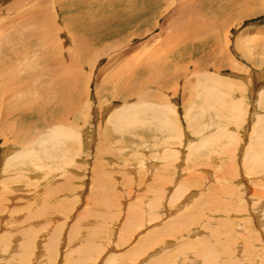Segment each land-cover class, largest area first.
I'll use <instances>...</instances> for the list:
<instances>
[{
	"label": "rangeland",
	"instance_id": "rangeland-1",
	"mask_svg": "<svg viewBox=\"0 0 264 264\" xmlns=\"http://www.w3.org/2000/svg\"><path fill=\"white\" fill-rule=\"evenodd\" d=\"M74 1H79V0H74ZM108 1L102 3V2L95 0L94 2H91V4L86 3L89 5L79 6V4L73 3L72 0H69V3H68V0H45V1L44 0H16V1L15 0H0V21H1L0 22V38H2V40L0 39V44L2 42H4V44L9 42L8 44H6L7 48L1 52H4V53L7 52L5 55H7L6 57L9 59L14 58V56H16L20 52L19 57L21 58L20 59L21 65H19L18 67L16 66L17 67V72L15 74L16 76H14L13 79L9 82L11 83V85L8 88L9 90L8 93L3 95V97L0 99V172L2 169V172H1L2 174H0V189H4V188L6 189V186L8 189V190L6 189L7 190L5 191L6 193L1 192L0 194V204L2 205V206L0 205V221H1L0 223V244L2 243V246H5L9 242L11 244L20 243L24 245L23 244L24 242L25 244L27 242H31L32 248L28 251H25V253L27 254V257H29V261H28L29 264H52L51 262H53V264H72L73 262L71 261L73 259H75L76 261L79 259V257H81V254H82L81 252H83V250L87 251V253L89 254L87 258L89 257L91 259H89V261L87 260L86 262H84L85 260L84 261L80 260V264H84V263L85 264L86 263L97 264L98 262H100V264H106V263H103L102 258L106 254L107 250L114 251V253L122 255L123 253L126 254L128 250L132 248L133 243H134L132 240L133 238L131 239L132 241L130 240L129 242L126 240L125 242L126 245L123 244L122 241H120V240H123L122 238L119 237L117 239L119 234L124 230V225L127 226L126 225L127 220H125V217L128 213V210L124 209V205L123 207H120L118 205L125 204L127 198H129L128 202H131V201L135 202V200L137 199V195L141 192V191L135 192L136 188L139 187V185L140 186L143 185L142 187H144L145 184H148L147 183L148 181L146 179L147 172H145L143 168H140L139 162L141 161V159H144V156H147V158L150 161L152 160L156 161V157H154V153L152 155L151 153L149 154L147 153L143 156L141 155L138 148L140 149V147L141 148L145 147L146 150L150 149L151 147L154 148L157 144L161 143V140H163V138H160L161 134H157L158 132H156L157 131V129L155 128L156 126L154 127L155 123L148 124L146 122V123H143L144 126L143 124L140 125L142 122L140 124L137 123L138 126H136L137 124H131V123H130V126L125 125V124L121 126H117L118 123L116 122L115 119L113 120L108 119L109 117L108 115L110 113L106 114L105 116L102 114L104 108L106 106H109V104H111L112 102L115 103L114 107L123 106V105L129 104L131 99H134L133 95H144V94H145L144 96H146L144 97V100L151 101L157 104L163 103V101L166 102L167 99L171 98V101H172L171 104L174 107L177 106L176 109L178 111V114L180 117V123L182 124V126L184 125L183 127H187V132L189 134L196 133L194 124L188 120L185 114V108L189 107L192 101H196L198 99V97L197 98L195 96L192 97L191 94L194 93V91L193 92L190 91L189 89L190 87L188 84H191V82H197L196 76L199 72H213V73L217 72L218 74H221V76L225 75L224 77H227V78L234 77L232 79L230 78L231 81L233 79L235 80V81L233 80L234 83L233 82L231 83V81L228 80L231 85V88H229V90H232L234 97H237L240 95L243 96L244 104L246 105V107H248L249 105V107L253 108L255 105H257V107H259L260 110L264 111L263 102L261 103L262 104L261 105L260 103L257 102L258 96H252L253 94H250L254 92V87H258L261 85L264 86L263 84L264 83V0H190V1L189 0H171L172 3L170 5L167 4L166 0H163V1L162 0H113V1L108 0ZM54 2L57 4H55ZM52 3L56 5L55 7L56 14L54 13L55 9L54 10L52 9L53 7ZM159 6L161 9L156 14H154L155 19L150 18L149 15L153 13V11H157L159 9L158 8ZM148 11H151V13ZM31 12L33 14H31ZM53 14L55 16H53ZM31 16L32 17L34 16V17L32 18ZM104 17L105 18L108 17L106 19L107 22L105 20H102V18ZM34 18L35 20H33ZM38 18L39 20L37 21ZM54 18H56L55 20L57 22L54 20ZM197 18H198V25L197 24L195 25V23L197 22ZM7 19H8V22H7ZM194 19H195V22H194ZM206 19L209 20L208 24L204 23L202 25L201 22L205 21ZM184 20L187 21V23L183 24L182 22H180V21L184 22ZM32 21L33 22L35 21V22L32 23ZM188 21L190 22V24L188 23ZM19 24H22V26H20ZM45 24L47 27L45 26ZM54 24H57V25L59 24L61 27L58 25V28H57L54 26ZM209 24L211 26H208ZM104 25L107 29L104 27ZM99 26L102 29V31L99 28ZM182 26L186 28H188L187 26H189V28H193L195 26L192 30H195V29H198V30H195L196 33H194V31L192 33V30L191 32L189 31V33L188 32L186 33V29H183L180 35L178 34L180 36L178 38V35L176 32L177 30L176 31H173V30L175 28L177 29L178 27H182ZM8 27L9 29H7ZM35 27L36 28L39 27L38 30ZM41 27L43 28V30L45 29L44 27H46L45 29L46 31H43ZM114 27L116 29H114ZM59 28L61 29L59 30ZM89 28L95 31L91 30L92 32H90ZM110 28H113L112 33H110L112 30ZM26 29H29V30H26ZM96 30L97 31L100 30L97 33L98 34L100 33L101 35L104 32L103 34L106 37L104 39H101V41L96 42V45L92 46L90 44H92V37L96 35L94 34V32L96 33ZM105 30H107L108 33L105 32ZM18 31L21 35L18 33ZM184 31L185 33H183ZM48 32H50V34ZM22 33L23 34L25 33V34L23 35ZM168 33L173 34V36ZM46 34L47 35L49 34V36L51 35V37L47 36ZM67 34L69 35L68 37H67ZM110 34H112L113 36ZM18 35H20L22 39ZM79 37L83 41L85 39L88 43V46L89 45L90 46L84 47V46H81L82 44L80 43L78 45L82 49L80 47H78L77 49L78 45L77 43L73 44L74 43L73 39L76 38L78 40ZM15 38L19 40L17 41ZM13 39L16 41H14ZM23 40L24 42L26 41L25 43H27L24 46L22 45ZM161 41H162V44L164 43L165 44L164 45L159 44V42ZM205 41L207 42L205 43ZM166 42L169 44H167ZM175 42H177L178 44H175ZM18 44H21V45H18ZM174 44L178 45V47L175 46ZM9 45L11 47L14 45L13 48L11 49L15 51L13 52L14 53L13 56L8 57V55H10L11 53V51L9 50L10 49ZM204 45L205 47H203ZM26 46L27 48L31 47L30 49L31 51L28 52L29 54L27 52L25 53L27 55L26 57L27 59L25 60L26 55L24 56L23 50L27 49ZM49 46L50 48H48ZM162 47L164 48L162 49ZM46 48H47V51H50V53L45 50ZM157 48H159L160 51H158ZM167 48H168V51H166ZM154 49L157 53L154 51ZM33 50L36 51L35 54ZM163 50L165 51L166 55L170 59L165 55ZM46 52L49 54V56L48 57L44 56L43 60H40L39 62L43 63L44 61L48 59H49L48 61L50 60L51 61L45 64L46 65L44 67L45 69L43 68L44 73L42 72L40 73V71L38 70L39 62L36 63V60L39 57H41V55H45ZM79 52H82L83 54L82 53L79 54ZM152 52L154 53V56H152L153 55ZM158 52L160 53L163 52L164 55L163 53H161L162 54L161 55ZM208 53L210 54V57H208L209 55ZM3 55H4L3 53L0 54V56H3ZM135 56L137 57L135 58ZM155 56H158L159 58H155ZM155 59L159 61V63L158 62L156 63ZM69 60H71L70 63H73L75 66L77 65L76 69L80 70V72L78 70L79 78H77V81H75L76 83H80V84L73 85L74 83H72L73 81L70 78L71 81L68 82V85H66L67 90L69 88L70 90L69 92L66 91L67 97H65L66 96L65 95L64 96L65 99L63 98V95L60 94V97L63 99L62 100L59 97V95H56L57 93L59 92L61 93L62 91V90L59 91V89H57V85L62 83L66 77L64 73L68 69ZM93 60L94 62L92 63ZM164 60H165V63H164ZM61 61H63L62 64H61ZM151 64L152 65L154 64V65L151 66ZM177 65L179 67H177ZM156 66L160 70H158ZM19 67H21L23 70H21V68ZM161 70L163 71L161 72ZM137 71L140 72L142 75L138 74ZM194 71L197 73H195ZM51 72L53 73L51 74ZM159 73H161L162 75ZM191 73H194V74H191ZM232 73L241 74L242 76L246 75V77L248 76L250 83H248L245 79L243 80V78H238V76L232 75ZM131 75H133V77L135 76L134 78L135 80L132 82V84H130L131 89L132 90L134 89L135 91H132V90L130 91V89L124 88V85H123V81H122L123 77H125L126 79V78L131 77ZM143 77H145L146 80L143 81ZM16 80L17 82L20 81L19 87L14 86L16 84ZM69 83H71L73 87L71 86L69 87ZM244 85L245 86L247 85L246 89ZM240 86H242L243 89L242 87L239 88ZM55 90L56 91L58 90L59 92H56ZM118 90L120 92H118ZM175 90L177 91L176 92L177 95L174 97ZM126 91L132 94H128L126 93ZM50 92H52V94ZM247 93H248V96H247ZM151 94L153 96H151ZM160 96L161 97L166 96L167 99L163 100L160 98ZM253 97H254V102L252 104L251 99H253ZM237 99H240V98H237ZM126 101L129 103H127ZM54 103L55 104L58 103L57 105L58 109L55 111H53L52 109V106L54 105ZM42 106H46V107L42 108ZM13 108L14 109L19 108L20 110L19 112H15V110H10ZM23 108H29L31 110L24 114H20L22 111H24ZM112 110L113 108L110 110V112ZM6 111L8 114H5ZM61 113L69 117L65 121V123H67V126H68L67 128L72 127L76 129V131L78 132L80 131L83 137V141H86L84 145L86 147L88 145V149L84 148L80 156L74 158V155L71 154V156L68 157V161H71L72 158L76 161L74 163H70L66 165L67 170L65 173H63V175L59 174L60 176L52 177V175L56 174L55 172L57 173L60 172V170H58L59 171L58 172L56 168H54L53 171L50 172L49 169L41 167L40 171H37V169H39L37 167L39 164L38 160L35 161V164L31 162V163H26L25 165V163H20L19 157H18L19 160L14 157L6 158L8 154L10 155V153H12V152L7 153L9 149L11 151L15 149V151L32 150L35 152L39 148L38 145L36 144V141L37 143H41L43 139H45L50 133L54 131L53 130L54 126L50 127V125L53 122H55L54 120L57 119L58 116L63 115ZM198 118H199L198 119L199 121H202V122L206 121L205 117L198 116ZM246 120L247 121L245 122V124L243 123L241 125L240 132L243 135V138L241 141L238 142L241 152H243V149L246 147L245 141L247 142V139H245V137H248V134L251 131V125L255 122V119H254L249 124L250 120L248 121L247 118ZM143 122H145V120ZM222 123L224 124L225 121L222 120ZM151 125L153 126L152 128L150 127ZM232 125H235V124L230 123L228 127H230V129L233 130L234 126ZM228 127L226 128L224 127V128L227 130ZM26 134L30 135L31 138L29 140H26L24 138ZM169 134L170 133L166 134L169 137V138L167 137V140L169 141V143L167 142V146L168 144H170L168 147L175 150L177 152V155L179 156L178 159L176 158L174 159L173 163L174 165H176L177 169L180 166H181V169L182 167L184 168L183 172L185 174L182 175L181 178H184L185 176H186V179L189 178L190 176L192 178L197 177L195 176V172L200 171V170L194 169V167L192 166L195 163H200L202 160L201 161L196 160L195 158L197 155H195L194 160H193L192 158L193 156H190L187 154L188 149L185 148V145H184L185 141L178 140V138L175 137L176 134H174L172 137H170ZM158 137H159V140H157ZM6 138H8L9 140L8 143H7ZM182 138H184V136H182ZM192 138L197 139L198 135L196 136L192 134ZM73 141H76V140L73 139V140L67 141L68 143L64 144V146L67 147L68 146L67 144ZM143 141H145L146 145L143 143ZM220 142H222V140L215 142V144H217L216 146L219 147V148H216L219 150V152H213L211 155H212L213 160H218L216 161L215 164L218 163L221 166L224 164H229L230 155L226 153L225 147H224L223 153L222 154L220 153L221 146H222ZM2 147L4 148L2 149ZM3 151L4 152L6 151V152L3 153ZM180 154H182L181 157H180ZM225 155H227V157ZM4 156L6 159H3ZM137 158H139V160ZM185 158H187V160H185ZM203 159H206V158H203ZM10 162L14 165L9 164ZM16 162H17V165H16ZM4 163L7 165H5ZM135 163L137 166H135ZM21 164L23 166L20 167ZM203 166L207 170L208 168L212 169V171L214 168H216L214 167L215 165H213L209 161H207V163ZM239 166L241 169L240 174L244 173V176L249 177L250 179L254 178L253 181L255 182L253 181L250 182L253 188L252 192L254 190H259L261 188V183L263 182L264 176L263 177L257 176L259 175V172H255V171H253L255 173L251 175L249 174L246 175L247 174L245 171L246 169L243 167L242 160H239ZM4 169H7V170H4ZM21 170H23L24 172H22ZM30 171L32 173L35 171L33 174H36V175L41 174V175L39 177H35L34 178L35 181L29 178L27 179L26 177H30V176L27 175V173L25 172H30ZM133 172L134 174H132ZM22 173L24 174L23 176H21ZM11 175L16 176V177H13ZM19 176L23 178H20ZM150 177L152 178V176ZM212 177H215V176L212 174ZM212 177H211V180H212ZM10 178L13 180L10 181L11 180ZM5 179L7 180V182L4 181ZM195 179L198 180V185L195 187H191V189L187 191V197H190V195L195 190H197L198 188L200 189V187H203V185L206 183V180L203 179V177L201 178L197 177ZM103 180L104 181L106 180L105 182L107 181L108 182L112 181V183L115 182L117 186V188L113 189L115 190V193L113 190H111L112 188L110 186L108 187V189H105V188L102 189V187H104L105 184H103L102 187L99 185L100 188L97 187L98 184H100L101 181ZM230 180L228 179V181L227 180L224 181V184H227L225 185L227 189L225 193L222 192V190L224 189L222 182L218 183V188L221 192H218V189L216 188V192L218 194L226 195L227 199H224V200L227 202L228 208H226V206L224 205H217V207L223 206L222 207L223 209L226 208L227 212L229 213H231L232 211L233 215L235 216L237 215L234 214V211H237V214L240 213L239 215H241L239 216L240 217L238 219L239 221L237 220V218L233 219L231 217H228L229 215L227 213H225L224 211H221L223 210L222 208H220L221 210L215 211V208H213V206H198L197 201H195L194 199L191 200L190 205L197 208V212L198 211H202L204 213L205 211L206 213L216 212L218 213V215L224 217L227 221L230 220L232 224L235 223L234 226L231 225L233 228L230 226V229L228 226L225 227V225H223L222 227H225L228 231L229 230L231 231L232 229V232L236 235L233 240L240 241L242 239L241 235H243L242 234L243 232L235 231V229L238 227V223L241 221L240 223L246 224L247 222V223H250L252 227H255L256 224L255 222H252V219H251L252 217L249 211L239 210L240 208H243L247 204L245 200L244 201H242L241 199L238 200L237 196L240 195V192L238 191L237 187H239V185H236L237 184L236 182L230 183ZM2 181H4V183H2ZM152 181L157 182V178L154 177L153 179H150V183ZM9 182L11 183L7 185L5 184ZM81 182L84 185H82ZM27 183L29 184L28 187L26 186ZM30 185H33V186H31L30 188ZM72 185H74V188L78 191L77 193H79L81 190H83V193L82 194L79 193V195L74 194L73 191L75 190L72 187ZM153 186L155 187L157 185L153 184ZM229 186H235L237 190H235V188H232L229 190ZM15 187H20V188L14 189ZM208 188L209 186H207L204 191H201L198 194L208 193L209 192ZM30 189L31 190L34 189V192L33 191L31 192ZM263 189L264 188H262L261 191ZM28 190H30V192ZM36 190H37V193H36ZM120 190H122V193ZM131 191L133 192L130 193ZM228 191L230 193H228ZM233 191H237L238 193L234 194ZM95 196H99V197L101 196L100 201H98L96 205L91 207L92 205L91 202ZM254 196L257 198L258 195H254ZM87 197H89V199ZM2 198H6L7 201ZM112 198H114L115 200ZM105 199L107 200L108 205L105 204L106 203ZM15 202H17V205ZM29 202L31 203V205ZM111 202L112 204H110ZM116 202L117 203L119 202V204H116ZM3 203L6 208L3 207ZM113 203L115 204L113 205ZM6 204L8 205V207L6 206ZM19 205L20 207H23L22 205H24L23 207L24 209L20 208ZM26 205L31 206L30 210L28 209ZM17 206L21 210L17 208ZM13 207L16 210L13 209ZM7 208L8 210H6ZM25 208L27 209V211H29V213L30 211H33L30 213L32 215L31 216L32 220L29 222L31 224L33 223V220H34V224L31 227L33 232L30 231L29 235L24 234L25 231L21 230L25 226V222L27 221V218L29 216V213L27 215V211ZM88 208H90L89 210H93V211L97 210L98 211V213H96L97 216L93 217L91 215L88 218L87 217L88 216L87 214H89ZM12 210H15V211H13L12 213ZM14 212L15 214H17L16 216ZM11 213L14 214V216ZM118 213H119V217L117 218L116 216H118ZM114 214H117V215L115 216ZM206 215L207 214H204L201 218L202 220L205 221L204 224L206 223V220H205ZM18 217H20L21 220L20 219L17 220ZM215 220L217 222V219ZM14 221L16 223H13ZM151 223H154V222H149L148 224H151ZM191 223L192 222H189V224ZM204 224L202 226L206 227ZM146 226L147 225H145L144 227H140V230L141 231L143 230L141 234L144 236H142L141 234L136 236V240H138L137 243H140L139 240L141 238L147 236V233L149 232V230L148 231L147 229L145 230ZM156 228L157 227L153 229H156ZM219 228L220 227H217L215 228V230L218 231L219 234H222L221 232H223L224 231L223 229L225 228H221V229ZM94 229H97V230L95 231ZM129 229L128 231L130 232L134 228H129ZM1 230H3L4 232ZM116 230H118V232ZM16 231L18 233H16ZM106 231L108 232V234ZM180 231H178L175 238L174 237L168 238L174 241V243L176 244L175 245L176 247L174 246L171 247L173 249L180 248L178 247L179 244H183L184 246H186L187 243L188 244L190 243L189 237L182 238V235L186 234V230L183 229L181 232ZM129 232L125 235L126 239L129 238ZM53 234H54V237H53ZM17 237L21 238L19 242H17V239H18ZM238 237L239 238L241 237V238L238 239ZM54 238L55 240H53ZM187 239L189 240V242ZM6 240H8V242ZM56 240L58 242V246H57L56 251L53 253V251L50 248V244L52 243V241L56 242ZM182 240L185 243H183ZM116 241L117 242L119 241V243H121L122 245H119L118 247V245H116L117 243ZM131 243L132 245H130ZM221 245H222L221 243L216 244V246L214 245V248L220 257H223V256L226 257L227 254L225 251H224L225 253L223 252ZM159 246L160 245L154 247V249H150L149 247L147 248V250L149 249L148 251L151 252L155 250L156 248H158ZM187 246L190 247V244ZM218 246L221 247V250H219ZM261 246L262 247L260 248V250L261 252L264 253V245L261 244ZM199 248L200 247H198V249ZM190 249L192 248L186 247L185 250H181V252H178V255H180L181 253L185 251L187 252ZM79 250L81 252H79ZM147 250L145 252V255L149 253L147 252ZM59 251H60V254H59ZM250 252L252 256H250L249 253H245L246 254L245 256H247L248 258H251L252 260L256 259L255 258L256 251H254L251 248ZM6 253L9 258L12 257V255L9 254V252L7 251L1 252L0 254L4 256ZM19 253H21V251ZM25 253L23 256L26 255ZM158 255H160L161 258L154 257ZM158 255L147 256V259L144 260L143 263L148 264L149 263L148 261L154 260V262L160 261V263L162 264H171V263L172 264H186L187 261H190L188 260V258L187 260L186 258L177 259L178 256H174V258L170 259L171 257H165L164 253H161ZM110 256L111 255L106 254L105 258L108 259L110 258ZM263 259H264V256H263ZM18 262L19 261L15 263L18 264ZM0 263L10 264V261L3 260V263L2 261H0ZM19 263L23 264L21 263V259ZM262 263L264 264V260L261 259V264ZM203 264H207V263L203 262Z\"/></svg>",
	"mask_w": 264,
	"mask_h": 264
},
{
	"label": "bare ground",
	"instance_id": "bare-ground-1",
	"mask_svg": "<svg viewBox=\"0 0 264 264\" xmlns=\"http://www.w3.org/2000/svg\"><path fill=\"white\" fill-rule=\"evenodd\" d=\"M16 1V0H15ZM45 1V0H44ZM73 3H77L79 4V6H82V5H89V4H86V3H90L91 2H94L95 0H79V1H74L72 0ZM89 1V2H88ZM96 1H99V2H106L108 0H96ZM111 1V0H110ZM113 1V0H112ZM163 1V0H162ZM190 1V0H189ZM109 2V1H108ZM167 4L170 5L172 2L171 0H166ZM39 3V2H38ZM51 3V1H50ZM55 3V2H54ZM60 3V2H59ZM68 3H69V0H68ZM98 3V2H96ZM165 3V2H164ZM49 4V3H48ZM53 4V3H52ZM51 4V5H52ZM57 4V3H55ZM252 5V4H250ZM60 6V5H59ZM58 6V7H59ZM92 6V5H91ZM90 6V7H91ZM99 6V5H97ZM161 6V5H160ZM160 6L158 7L159 9L157 11H153V13H151V11H148L150 12L151 14L149 15L150 18H154V14H156L161 8ZM16 7V6H15ZM47 7V6H46ZM56 7V5L53 4V7L52 9L54 10ZM87 7V6H86ZM96 7V5H95ZM168 7V6H167ZM60 8V7H59ZM84 9V8H83ZM87 9V8H85ZM146 10V9H145ZM2 11V10H1ZM59 11V9H58ZM61 11V10H60ZM56 12V9L54 11V13ZM62 12V11H61ZM188 12V10H187ZM30 13V12H29ZM161 13V12H160ZM31 14H33L31 12ZM56 14V13H55ZM61 14V13H60ZM80 14V13H79ZM88 14V13H87ZM198 14V13H196ZM36 15V14H35ZM43 15V14H41ZM85 15V14H84ZM37 16V15H36ZM53 16H55L53 14ZM61 16V15H60ZM86 16V15H85ZM156 16V15H155ZM23 17V16H21ZM28 17V16H27ZM32 17V16H31ZM34 17V16H33ZM32 17V18H33ZM46 17V16H45ZM58 17V16H56ZM113 17V16H112ZM105 18V17H104ZM102 18V20H105L107 22V18ZM189 18V17H188ZM56 18H54L55 20ZM114 19V18H113ZM155 19V18H154ZM186 19V18H185ZM29 20V18H28ZM35 20V18L33 19ZM39 20V18L37 19V21ZM41 20V19H40ZM53 20V21H54ZM151 20V19H150ZM4 21V20H3ZM12 21V20H11ZM31 21V20H30ZM36 21V22H37ZM56 21V20H55ZM190 21V19H189ZM188 21V23L190 24V22ZM1 22V21H0ZM7 22H8V19H7ZM6 22V23H7ZM10 22V20H9ZM35 22V21H34ZM32 21V23H34ZM44 22V21H43ZM57 22V21H56ZM110 22V21H109ZM134 22V21H133ZM139 22V21H138ZM182 22L183 24L184 23H187V21L184 20L183 21H180ZM194 22H195V19H194ZM209 20H205V21H202L201 24L203 25L204 23L208 24ZM118 23V22H117ZM5 24V23H4ZM3 24V25H4ZM31 24V23H30ZM53 24V23H51ZM180 24V23H179ZM188 24V25H189ZM198 25V18H197V22L195 23V25ZM20 26H22V24H19ZM39 25V24H38ZM59 25V24H58ZM58 25L57 24H54L55 27L58 28ZM67 25V24H66ZM103 25V24H102ZM182 25V24H181ZM200 25V26H202ZM215 25V24H213ZM212 25V26H213ZM5 26V25H4ZM12 26V25H11ZM16 26V25H14ZM13 26V27H14ZM44 26V25H43ZM46 26V24H45ZM60 26V25H59ZM180 26V25H179ZM184 26V25H183ZM178 27L177 29L175 28L173 31H176L177 32V35L181 33V31L183 29H186V33L189 31L191 32V30L193 28H189V26H187L188 28L186 27ZM208 26H211L210 24ZM40 27V26H39ZM39 27H35L37 30ZM47 27V26H46ZM46 27H44L46 29ZM50 27V26H49ZM61 27V26H60ZM105 27V25H104ZM17 28V27H16ZM29 28V26H28ZM32 28V27H31ZM53 28V27H52ZM51 28V29H52ZM98 28V27H97ZM96 28V29H97ZM100 28V26H99ZM106 28V27H105ZM104 28V29H105ZM118 28V27H117ZM198 28V27H197ZM204 28V26H203ZM9 29V27L7 28ZM12 29V28H11ZM18 29V28H17ZM41 29L43 30V28L41 27ZM43 30V31H46V30ZM61 28H59L60 30ZM90 32H92L91 28H89ZM101 29V28H100ZM107 29V28H106ZM112 29L110 33L113 32V28H110ZM114 29H116L114 27ZM26 30H29V29H26ZM48 30V29H47ZM50 30V29H49ZM58 30V31H59ZM121 30V29H119ZM129 30V29H128ZM195 30H198V29H195ZM195 30H192V33ZM14 31V30H13ZM95 31V30H93ZM100 31V30H98ZM96 30V33L94 32V35L93 33V37H92V44L90 45H96V42H99L101 41V39H104L106 36H104V32L102 33V35L99 33ZM102 31V29H101ZM4 32V31H3ZM10 32V31H9ZM105 32H107V30H105ZM11 33V32H10ZM19 33V31H18ZM16 33V34H18ZM33 33V32H32ZM39 33V32H38ZM44 33V32H43ZM47 33V32H46ZM50 34V32H48ZM71 33V32H70ZM108 33V32H107ZM185 33V31L183 32ZM191 33V35H192ZM200 33V32H199ZM12 34V33H11ZM20 34V33H19ZM23 34V33H22ZM25 34V33H24ZM23 34V35H24ZM30 34V33H29ZM42 34V33H41ZM49 34L47 36H49ZM98 34V35H97ZM124 34V33H123ZM170 34V33H168ZM208 34V33H207ZM7 35V34H6ZM21 35V34H20ZM18 35V36H20ZM60 35V34H59ZM73 35V34H72ZM108 35V34H107ZM112 35V34H110ZM114 35V33H113ZM112 35V36H113ZM129 35V34H128ZM173 36V34H170ZM178 35V38L180 37ZM190 35V34H189ZM14 36V35H13ZM16 36V37H18ZM69 35L67 34V37ZM74 36V35H73ZM98 36V37H97ZM182 36V35H181ZM186 36V34H185ZM184 36V37H185ZM188 36V35H187ZM206 36V35H205ZM3 37V36H2ZM12 37V36H11ZM21 37V36H20ZM51 37V35L49 36ZM63 37V36H61ZM7 38V37H5ZM45 38V37H44ZM47 38V37H46ZM71 38V37H70ZM108 38V37H107ZM2 40V38H0ZM16 39V38H15ZM22 39V37H21ZM34 39V38H33ZM73 39V38H72ZM71 39V40H72ZM207 39V38H206ZM205 39V40H206ZM4 40V39H3ZM14 40V39H13ZM17 40V39H16ZM14 40V41H16ZM19 40V39H18ZM17 40V41H18ZM46 40V39H45ZM179 40V39H178ZM5 41V40H4ZM8 41V40H7ZM22 41V40H21ZM74 43H77L78 44H82L81 46H84V47H89L88 46V43L87 41L84 39V41L79 37V39L77 40L76 38L73 39ZM86 41V42H85ZM176 41V40H175ZM181 41V40H180ZM2 42V41H1ZM24 42V40H23ZM22 42V45H26L27 43L24 42L23 44ZM51 42V41H49ZM183 42V41H182ZM204 42V41H203ZM207 41H205L206 43ZM9 43V42H8ZM8 43H5L2 42L0 44V54L3 53L4 55L3 56H0V99L3 97V95H5L6 93H8V88L9 86L11 85V83H9L14 76H16V72H17V67L19 65H21V61H20V57H19V53L14 56V58H7L5 55L6 53L4 52H1V51H4L7 47H6V44ZM29 43V42H28ZM42 43V42H41ZM47 43V41H46ZM167 43V42H166ZM159 44H162V41L159 42ZM165 44V43H164ZM162 44V45H164ZM169 44V43H167ZM175 44H178L177 42H175ZM174 44V45H175ZM182 44V43H180ZM179 44V45H180ZM242 44V43H241ZM11 45V44H10ZM10 47V55L9 56H13V51L11 48H13V46ZM18 45H21V44H18ZM50 45V43H49ZM5 46V48H4ZM55 46V45H54ZM52 46V47H54ZM74 46V45H73ZM169 46V45H168ZM178 47V45H175ZM208 46V45H207ZM78 47H80L79 45L77 46V49ZM171 47V46H170ZM205 47V45L203 46ZM15 48V47H14ZM25 48V47H24ZM27 48V46H26ZM38 48V47H37ZM50 48V46L48 47ZM81 48V47H80ZM160 48V47H159ZM159 48H157L158 51ZM164 47H162L163 49ZM169 48V47H168ZM168 48L166 51H168ZM31 47L23 50V54L24 56L26 55L25 53L27 52H30L31 50ZM76 49V50H77ZM82 49V48H81ZM153 49V48H152ZM161 49V48H160ZM37 50V49H35ZM35 50L34 51V54H35ZM44 50V49H43ZM47 51V48L45 49ZM87 50V49H85ZM127 50V49H126ZM8 51V50H7ZM60 51V50H59ZM155 51V49H154ZM164 51V50H163ZM50 53V51H47ZM46 52L45 55H41V57H39L37 60H36V63L39 62L40 60H43V57H48L49 54ZM85 52V51H83ZM156 52V51H155ZM179 52V51H178ZM182 52V51H181ZM251 52V51H250ZM82 52H79V54H81ZM100 53V52H99ZM153 53V52H152ZM157 53V52H156ZM155 53V54H156ZM159 54L163 53V52H158ZM165 53V51H164ZM163 53V55H164ZM29 54V53H28ZM53 54V53H52ZM83 54V53H82ZM142 54V53H140ZM209 54V53H208ZM212 54V53H211ZM263 54V53H262ZM31 55V54H30ZM162 55V54H161ZM166 55V53H165ZM183 55V54H182ZM23 56V55H22ZM154 56V53L153 55ZM160 56V55H159ZM167 56V55H166ZM174 56V55H173ZM213 56V55H212ZM249 56V55H248ZM27 55L25 56V60L27 59L26 58ZM137 56H135L136 58ZM140 57V56H139ZM164 57V56H162ZM168 57V56H167ZM208 57H210V54L208 55ZM31 58V57H30ZM96 58V57H95ZM134 58V59H135ZM142 58V56H141ZM155 58H159L158 56H155ZM169 58V57H168ZM193 58V57H192ZM98 59V58H97ZM96 59V60H97ZM170 59V58H169ZM211 59V58H209ZM24 60V59H23ZM49 60V59H48ZM44 61L43 63H40L39 62V65H38V70L40 71V73H44V70L43 68L46 66L45 64L46 63H49L50 61ZM144 60V59H143ZM180 60V58H179ZM135 61V60H134ZM146 61V59H145ZM154 61V60H152ZM156 63L159 61H157L155 59ZM173 61V60H172ZM178 61V60H177ZM212 61V60H211ZM32 62V61H30ZM71 60L68 61V69L65 71V79L62 83H60L59 85H57V89H59V91H61V93L57 90H55L56 92H59V93H55L56 95H59L60 97V94L63 95V98L65 99V97H67V92H69L70 88L67 90V86L68 85V82L71 81L72 79V83H74L73 85H76V84H80V83H76L75 81H77V78H79V72L80 70L79 69H76V66L73 64V63H70ZM73 62V61H72ZM94 62V60L92 61V63ZM189 62V61H188ZM63 63V61H61V64ZM164 63H165V60H164ZM173 63V62H172ZM210 63V62H209ZM208 63V65H209ZM129 64V63H128ZM136 64V63H135ZM134 64V65H135ZM143 65V64H142ZM154 65V64H153ZM151 64V66H153ZM158 65V64H157ZM160 65V64H159ZM169 65V64H168ZM17 66V67H16ZM147 66V64H146ZM162 66V64H161ZM167 66V65H166ZM137 67V66H136ZM164 67V66H163ZM177 67H179L177 65ZM183 67V66H182ZM204 67V66H203ZM21 68V67H19ZM40 68V69H39ZM134 68V67H132ZM157 68V66H156ZM197 68V67H196ZM45 69V68H44ZM50 69V68H49ZM48 69V70H49ZM52 69V68H51ZM142 69V68H141ZM148 69V68H147ZM151 69V68H150ZM153 69V68H152ZM158 69V68H157ZM21 70H23L21 68ZM20 70V72H21ZM79 70V72H78ZM156 70V69H155ZM154 70V71H155ZM160 70V69H158ZM193 70V69H192ZM198 70V69H197ZM46 71V70H45ZM142 71V70H141ZM148 71V70H147ZM152 71V70H151ZM157 71V70H156ZM155 71V72H156ZM163 70H161L162 72ZM167 71V70H166ZM179 71V70H178ZM196 71V70H195ZM194 71V72H195ZM200 71V70H199ZM198 71V72H199ZM18 72V73H20ZM48 72V71H47ZM160 72V71H159ZM53 72H51L52 74ZM138 74H141L140 72L137 71ZM136 73V74H137ZM197 73V72H195ZM217 73V72H216ZM216 73H213V72H199L197 74V82H191V84H188L189 85V89L190 91H194V93H192V97H198V99L196 101H192L190 106L189 107H186L185 108V114L188 118V120L190 122H192L195 126V131L196 133H188L187 132V127H183L182 124L180 123V117H179V114H178V111H177V106L174 107L172 104H171V98L167 99V95L164 96V97H161V99L166 100V102L163 101V103H154V102H151V101H147V100H144V95H133V98L134 99H131L130 100V103L127 104V105H123V106H116L114 107L115 103L112 102L111 104H109V106H106L102 112V114L105 116L106 114H109L108 116V119L109 120H113L115 119L116 122L118 123L117 126H121V125H128L130 126V123L131 124H137V123H141L140 125H142L143 123H148V124H154V127L157 129L156 132H158L157 134H161L160 138H163V140H161V143L157 144L154 148H150L148 150L144 148H141L140 149L138 148V150L140 151L141 155H145V154H149L151 153V155L154 153V157H156V161H150L147 156H144V159H141V161L139 162L140 163V168H143V170L145 172H147V183L148 184H145L144 187L140 186L136 188L135 192H140L138 195H137V199L135 200V202H128L129 198H127L126 200V203L125 204H122L120 205L119 202L116 204H119L118 206L120 207H123L124 205V209L125 210H128V213L125 217V220H127V226L124 225V230L119 234V236L117 237V239L120 237L122 238L123 240H120L122 241L123 244H125L126 240L129 242L132 238L133 240V246L131 249L128 250V252L126 254H117V253H114V251H109L107 250L106 254H109L111 255L110 258L106 259L105 256L106 254L103 256L102 258V261L103 263H106V264H142L144 260L147 259V256H153V255H158V254H161V253H164V256L165 257H171L170 259L174 258V256H178L177 259H181V258H188V260L191 261H187L186 264H203V262L207 263V264H261V259H263V256H264V253L261 252L260 248L262 247V245H264V189L261 191L262 188H264V111L260 110L259 107H257V105H255L253 108L249 107H246V105L244 104V97L243 96H237V97H234L233 96V92L232 90H229V88H231V85H230V82L232 78L234 77H230V78H227V77H224V76H221V74H216ZM81 74V73H80ZM131 74V73H130ZM129 74V76H130ZM134 74V73H132ZM154 74V73H153ZM161 74V73H159ZM191 74H194V73H191ZM22 75V74H21ZM34 75V74H33ZM115 75V74H114ZM142 75V74H141ZM144 75V74H143ZM155 75V74H154ZM162 75V74H161ZM173 75V74H172ZM232 75L234 76H238V78H243V80L245 79L248 83H250V80L248 78V76L246 77L245 76H242L241 74H235V73H232ZM18 76V75H17ZM116 76V75H115ZM164 76V75H163ZM168 76V75H167ZM160 77V76H159ZM38 78V77H37ZM71 78V79H70ZM135 76L133 77V75H131V77L129 78H126L123 77L122 81H123V85H124V88L126 89H130V91L132 90L131 89V85L132 82L135 80L134 79ZM140 78V77H139ZM16 79V78H14ZM146 80L145 77H143V81ZM189 80V79H188ZM229 80V81H228ZM234 80V79H233ZM233 80L231 81V83L233 82ZM239 80V79H238ZM254 80V79H253ZM34 81V80H33ZM36 81V79H35ZM34 81V82H35ZM120 81V82H122ZM166 81V80H165ZM235 81V80H234ZM15 82V81H13ZM110 82V81H109ZM108 82V83H109ZM142 82V81H141ZM254 82V81H253ZM257 82V81H256ZM187 83V82H186ZM234 83V82H233ZM260 83V82H259ZM15 84V83H14ZM20 81L17 82L16 80V84L14 85L15 87H19L20 85ZM262 84V83H261ZM264 84V83H263ZM73 85L71 83H69V87H73ZM141 85V84H140ZM233 85V84H232ZM259 85V84H257ZM78 86V85H77ZM139 86V85H138ZM235 86V85H234ZM233 86V87H234ZM239 86V85H238ZM247 86V85H246ZM246 86L244 85L245 89H246ZM63 87V88H62ZM171 87V86H170ZM242 86H240L239 88H241ZM56 88V87H55ZM123 88V89H124ZM140 88V87H139ZM146 88V87H145ZM253 88V87H252ZM31 89V88H29ZM138 89V88H137ZM141 89V88H140ZM243 89V87H242ZM244 89V90H245ZM250 89V88H249ZM111 90V89H110ZM151 90V89H150ZM180 90V89H179ZM235 90V89H234ZM251 90V89H250ZM248 90V91H250ZM54 91V92H55ZM67 91V92H66ZM108 91V90H107ZM122 91V90H121ZM132 91H135L134 89ZM155 91V90H154ZM247 91V92H248ZM252 91V90H251ZM117 92V91H116ZM118 92H120L118 90ZM147 92V91H146ZM144 92V93H146ZM160 92V91H159ZM177 91L175 90V95L174 97L177 95L176 93ZM32 93V92H31ZM52 94V92H50ZM126 93L128 94H132L128 91H126ZM148 93V92H147ZM155 93V92H153ZM141 94V93H140ZM149 94V93H148ZM163 94V93H162ZM250 94H253L252 96H258V99L256 97V99L258 100L257 102L258 103H262L264 104V86H258V87H254V92L253 93H250ZM66 95V96H65ZM165 95V94H164ZM65 96V97H64ZM148 96V95H147ZM151 96H153L151 94ZM156 96V94H155ZM154 96V98H155ZM247 96H248V93H247ZM29 97V96H28ZM55 98V97H54ZM52 98V99H54ZM61 98V97H60ZM237 98H240V99H237ZM252 98V97H251ZM57 99V98H56ZM62 99V98H61ZM157 99V98H156ZM176 99V98H175ZM248 99V98H246ZM245 99V100H246ZM50 100V99H49ZM59 100V99H58ZM63 100V99H62ZM158 100V99H157ZM153 101V100H152ZM159 101V100H158ZM51 102V101H50ZM54 102V101H53ZM254 102V97L253 99H251V103L253 104ZM89 103V102H88ZM110 103V102H109ZM250 103V104H251ZM29 104V103H28ZM32 104V103H31ZM37 104V103H36ZM39 104V103H38ZM57 104L54 103V105L52 106V109L53 111L57 110ZM262 105V104H261ZM99 106V105H98ZM260 106V105H259ZM32 107V106H31ZM43 107H46V106H42ZM113 108V110L110 112V110ZM24 111H22L20 114H24L28 111H30L31 109L29 108H23ZM10 110H15V112H19V108L17 109H10ZM89 111V110H88ZM251 111V112H250ZM65 113V112H64ZM5 114H8L7 111L5 112ZM63 114V113H61ZM67 114V113H66ZM60 115V114H59ZM198 116H202V117H205L206 121L202 122V121H199L198 119ZM102 117V116H101ZM69 117L65 114L63 115H60L57 117V119H55L50 127L54 126L53 127V132L50 133L45 139H43L41 141V143H37L36 141V144L38 145V149L34 152L32 150H18V151H15L14 150H8V152H12L10 153V155L8 154L6 158H17L19 157L20 159V163H33L35 164V161L38 160L39 164H38V168L37 171H40V168H46V169H49L50 172L53 171L54 168H56V170H60L59 173L55 172L56 174L52 175V177H55V176H60L59 174L63 175V173L66 172L67 168H66V165L70 164V163H74L76 160H74L72 158L71 161H68V157L72 155H74V158L75 157H78L81 155L82 151L84 150V148L88 149V145L87 147L84 145V143L86 141H83V137L80 133V131H76V129L72 128V127H69L67 128V123H65V121L68 119ZM246 118L248 119L249 121V124L250 122H252L254 119H255V122L251 125V131L249 132L248 134V137H245V139H247V142L245 141V148L243 149V152L240 151V148H239V145H238V142L242 140L243 138V135L241 134V125L247 121ZM104 119V118H103ZM145 120V122H143ZM222 120L225 121V123L223 124L222 123ZM110 122V121H109ZM235 124V125H232L234 126L233 130L230 129V127H228L229 124ZM248 124V123H247ZM248 124V125H249ZM139 125V126H140ZM138 126V124L136 125ZM144 126V124H143ZM228 127V129L226 130L224 127ZM245 126V125H244ZM243 126V127H244ZM151 128L153 127L152 125L150 126ZM127 128V126H126ZM137 128V127H136ZM152 130V129H151ZM247 130V129H246ZM127 131V130H126ZM153 131V130H152ZM198 131V132H197ZM194 132V131H193ZM245 132V131H244ZM153 133V132H152ZM169 134L170 137H172L174 134H176L175 137L178 138V140H183L185 141V148L188 149L187 151V154L190 155V156H193V160H194V157L195 155L196 156V160H202L200 163H195L192 167H194V169H198L200 171H196L195 172V176L201 178L203 177V179L206 180V183L203 185V187H200V189L198 188L197 190H195L191 195L190 197H187V191H189L191 189V187H195L198 185V180L195 179V178H192L191 176L189 178L186 179V176L184 178H181L182 175H184L185 173L183 172V167L181 169V166L178 167V169L176 168V165H174V159H178L179 156L177 155V152L173 149H171L170 147H168L170 144H168L167 146V142L169 143V141L167 140V135L166 134ZM172 133V134H171ZM192 134L194 135H198V138L195 139V138H192ZM93 136V135H92ZM134 136V135H133ZM182 136H184V138H182ZM135 137V136H134ZM24 138L26 140H29L31 137L30 135L26 134L24 136ZM82 138V140H81ZM92 138V137H91ZM169 138V137H168ZM7 139V143H8V138ZM75 139L76 141H73L69 144H67L68 146L65 147L64 144L68 143L67 141H70V140H73ZM93 139V138H92ZM159 140V137L158 139ZM171 140V138H170ZM196 140V141H195ZM219 140H222L221 145V151L220 153L222 154L223 153V150H224V147L226 148V153L229 156V164H224V165H219L218 163H216V161L218 160H213L212 159V153L213 152H219L218 149L216 148H219L218 146H216L217 144H215V142L219 141ZM148 142V141H147ZM172 142V141H171ZM138 143V142H137ZM143 143L145 144V141H143ZM180 143V142H179ZM244 143V142H243ZM176 144V142H175ZM8 145V144H7ZM146 145V144H145ZM144 145V146H145ZM143 146V145H142ZM152 146V145H151ZM236 146V148H235ZM90 147V146H89ZM183 147V146H182ZM4 147H2L3 149ZM8 148V147H7ZM11 148V147H10ZM147 148V147H146ZM181 148V147H180ZM74 150V151H72ZM91 150V149H90ZM184 150V149H183ZM72 151V152H71ZM89 151V150H88ZM137 151V150H136ZM182 151V150H181ZM6 152V151H5ZM3 151V153H5ZM126 152V151H125ZM138 152V151H137ZM186 152V151H185ZM131 153V152H130ZM183 154V153H182ZM180 154V157L181 155ZM224 155V154H223ZM107 156V155H106ZM206 158V159H203L202 158ZM227 157V155H225ZM98 157V156H97ZM5 156L3 157V159H6ZM104 158V157H103ZM136 158V157H135ZM18 159V160H19ZM139 160V158H137ZM184 159V158H183ZM189 159V158H188ZM8 160V159H7ZM10 160V159H9ZM13 160V159H12ZM15 160V159H14ZM27 160V161H26ZM29 160V161H28ZM155 160V159H154ZM185 160H187V158H185ZM239 160H242V163H243V167L246 169V175H251L255 172H259V177H263V182L261 183V188L259 190H254L252 192V186L250 184L251 181L254 180V178L250 179L249 177H246L244 176V173L243 174H240L241 172V169H240V166H239ZM189 161V160H188ZM207 161H209L210 163H212L213 165H215L212 171V169H209L208 170L203 166L207 163ZM2 162V161H1ZM6 162V161H5ZM9 162V161H8ZM7 162V163H8ZM87 162V161H86ZM137 162V163H138ZM14 163V162H13ZM176 163V161H175ZM5 164V163H4ZM9 164H12L11 162ZM115 164V163H114ZM113 164V166H114ZM7 165V164H5ZM14 165V164H12ZM16 165H17V162H16ZM208 165V164H207ZM23 166L22 164L20 165V167ZM110 166V164H109ZM135 166L136 163H135ZM13 167V166H12ZM211 167V166H209ZM191 168V167H190ZM11 169V168H10ZM9 169V170H10ZM15 169V168H14ZM17 169V168H16ZM22 169V168H21ZM118 169V168H117ZM116 169V170H117ZM181 169V170H179ZM189 169V168H188ZM4 170H7V169H4ZM99 170V169H98ZM140 170V169H139ZM193 170V168H192ZM191 170V171H192ZM216 170V172H215ZM22 172H24L23 170H21ZM103 171V170H102ZM119 171V170H118ZM190 171V172H191ZM255 171V172H253ZM1 172H2V169H1ZM0 172V174H2ZM7 172V171H6ZM31 172V171H30ZM25 172L27 173V175H29L30 177H26L27 179H32L33 181H35V177H39L40 175H36V174H33L32 172ZM46 172V171H45ZM108 172V171H106ZM189 172V173H190ZM101 173V172H100ZM262 173V174H261ZM4 174V173H3ZM67 174V173H66ZM134 174V172L132 173ZM193 174V173H192ZM212 174L215 176V177H212ZM20 175V174H19ZM24 174L22 173L21 176H23ZM65 175V174H64ZM102 175V174H101ZM140 175V173H139ZM138 175V176H139ZM152 176V178L150 176ZM13 176V175H11ZM9 176V177H11ZM122 176V175H121ZM120 176V177H121ZM13 177H16V176H13ZM12 177V178H13ZM20 177V176H19ZM18 177V178H19ZM25 177V176H24ZM76 177V176H75ZM104 177V176H103ZM157 178V182L155 181H152L150 183V179H153V178ZM211 177H212V180H211ZM5 178V177H4ZM2 178V179H4ZM17 178V179H18ZM20 178H23V177H20ZM98 178V177H97ZM125 178V177H123ZM1 179V180H2ZM11 179V178H10ZM9 179V180H10ZM38 179V178H37ZM129 179V178H128ZM133 179V178H132ZM228 179L230 180V183H237L236 185H239V187H237L238 191L240 192V195L237 196L238 200L241 199L242 201L245 200L246 202V206H244L243 208H240L239 210H243V211H249L250 215H251V219H252V222H255L256 226L255 227H252V225L250 223H247L246 224H243V223H238V227L235 229L236 232H243L241 235L242 239L240 241H237V240H233L235 238V234L232 232V229L231 231L227 230L225 227L228 226L229 229H230V226H234V224H232V222L229 220L227 221L224 217L218 215V213L216 212H210V213H205L202 212V211H198L197 212V208H195L194 206H191L190 205V202L192 199H194L195 201H197V205L198 206H213V208H215V211H218V210H221L220 208H222L223 206L221 207H217V205H224L227 207V202L224 200V199H227L226 195H222V194H218L216 192V188L218 189V192H221L218 188V183H221L223 184L224 186V189L222 190L223 193H225V191H227L225 185L227 184H224V181H228ZM237 179V180H236ZM260 179V178H259ZM13 179H11L10 181H12ZM15 180V179H14ZM112 180V179H111ZM200 180V179H199ZM5 182H7V180L5 179L4 180ZM4 181H2V183H4ZM30 181V180H28ZM42 181V180H41ZM106 181V180H105ZM104 180L101 181L100 184H98V188L99 185L102 187L103 184H105L103 188L105 189H108V187L110 186L113 190L115 188H117L115 182L112 183V181L110 182H105ZM259 181V180H257ZM201 182V181H200ZM255 182V181H253ZM11 182L9 183H5L6 185L7 184H10ZM16 183V182H15ZM50 183V182H49ZM54 183V182H53ZM97 183V182H96ZM99 183V182H98ZM227 183V182H226ZM32 184V183H31ZM34 184V183H33ZM37 184V183H36ZM51 184V183H50ZM82 185H84L82 182H81ZM95 184V183H94ZM153 184L157 185V186H153ZM3 185V184H1ZM15 185V184H14ZM20 185V184H18ZM28 183H27V187H28ZM63 185V184H62ZM138 185V184H137ZM235 185V186H236ZM256 185V184H254ZM9 186V185H8ZM16 186V185H15ZM31 186L33 185H30V188ZM54 186V185H53ZM122 186V185H121ZM124 186V185H123ZM209 186L208 190L209 192L208 193H204V194H198L200 193L201 191H204L206 189V187ZM235 186H229V190L232 189V188H235ZM4 187V186H3ZM58 187V186H57ZM72 187L74 188V185H72ZM85 187V186H83ZM120 187V186H118ZM16 188H20V187H15L14 189ZM26 188V187H24ZM6 189H7V186H6ZM5 188L4 189H0V194L1 192L2 193H6L5 191H7ZM83 189V188H82ZM120 189V188H119ZM129 189V188H128ZM235 188V190H237ZM31 190V189H30ZM30 190H28L30 192ZM75 191L74 194H82L83 193V190H81L79 193H77L78 191L74 188ZM98 190V189H97ZM145 190V191H144ZM4 191V192H3ZM34 192V189L31 190V192ZM50 191V190H48ZM102 191V190H101ZM114 193H115V190H113ZM121 193H122V190H120ZM119 191V193H120ZM25 192V191H24ZM58 192V191H57ZM133 191H131L130 193H132ZM36 193H37V190H36ZM96 193V192H95ZM186 193V194H185ZM228 193H230L228 191ZM233 193H238L237 191H233ZM250 193V194H249ZM12 194V193H11ZM58 194V193H57ZM126 194V193H125ZM198 194V195H197ZM233 194V195H234ZM15 195V194H14ZM35 195V194H34ZM54 195V194H53ZM105 195V194H104ZM121 195V194H120ZM134 195V194H133ZM232 195V196H233ZM254 195H258L257 198L254 196ZM9 196V195H7ZM58 196V195H57ZM75 196V195H74ZM231 196V195H230ZM32 197V196H31ZM35 197V196H34ZM37 197V196H36ZM70 197V195H69ZM101 197V196H100ZM100 197L99 196H95L91 202V207L96 205L98 203V201H100ZM7 198V197H6ZM6 198H2L4 200L7 201ZM9 198V197H8ZM11 198V196H10ZM66 198V197H65ZM89 199V197H87ZM117 198V197H116ZM234 198V197H233ZM1 199V200H2ZM13 199V198H12ZM37 199V198H36ZM35 199V200H36ZM41 199V198H40ZM78 199V197H77ZM107 199V197H106ZM105 199V200H106ZM114 199V198H112ZM17 200V199H16ZM27 200V199H26ZM115 200V199H114ZM113 200V201H114ZM120 200V199H119ZM134 200V199H133ZM10 201V199H9ZM241 201V202H242ZM122 202V201H121ZM194 202V201H193ZM11 203V202H9ZM16 205H17V202H15ZM30 203V202H29ZM48 203V202H47ZM74 203V202H73ZM243 203V202H242ZM25 204V203H24ZM102 204V203H100ZM107 204V200H106V203ZM112 204V202L110 203ZM115 203H113L114 205ZM1 205V204H0ZM31 205V203H30ZM27 206L28 209L30 210V207L31 206ZM35 205V204H34ZM37 205V203H36ZM108 205V204H107ZM2 206V205H1ZM6 206L8 207V205L6 204ZM11 206V205H10ZM15 206V205H14ZM24 207V205H22ZM104 206V205H103ZM190 206V207H189ZM3 207L4 206V203H3ZM20 207V205H19ZM17 206V208H19ZM23 207H20L22 209H24ZM114 207V206H112ZM117 207V206H116ZM119 207V208H120ZM6 208V207H5ZM19 208V209H20ZM95 208V207H94ZM107 208V207H106ZM223 209L221 211H224L225 213H227L229 216L228 217H231L233 219L237 218V220L240 218L239 214H237V211H234V214H236L237 216L233 215L232 211L231 213L227 212V210ZM13 209H15L13 207ZM26 209V208H25ZM32 209V208H31ZM90 208H88V211H89V214H87L86 216L89 218L91 215L94 217V216H97L96 213H98V211H93V210H89ZM8 210V208L6 209ZM16 210V209H15ZM15 210H12V213L13 211ZM21 210V209H20ZM35 210V209H33ZM109 210V209H108ZM19 211V210H18ZM17 211V212H18ZM27 211V209H26ZM37 211V210H36ZM105 211V210H104ZM119 211V210H118ZM116 211V212H118ZM124 211V210H123ZM6 212V211H5ZM25 212V211H24ZM33 212V211H30V213ZM39 212V211H38ZM236 212V213H235ZM241 212V211H240ZM10 213V212H9ZM11 213V214H12ZM29 211H27V215H28ZM29 213V216L27 218V221L25 222V226L21 229L23 231H25L24 234H27L29 235L30 231H32V225L34 224V220H33V223H29L31 220H32V215ZM221 213V212H220ZM219 213V214H220ZM15 214V212H14ZM14 214H12L14 216ZM36 214V212H35ZM111 214V213H110ZM113 214V213H112ZM204 214H207L205 216V220H206V223L204 224V220H202V216ZM17 214H15L16 216ZM19 215V214H18ZM23 215V213H22ZM103 215V214H102ZM115 216L117 214H114ZM222 215V214H221ZM38 216V215H37ZM36 216V217H37ZM225 216V214H224ZM25 217V216H24ZM102 217V216H101ZM110 217V216H109ZM108 217V218H109ZM114 217V216H112ZM117 218L119 217V213H118V216H116ZM250 217V216H249ZM105 218V216H104ZM13 219V218H12ZM20 217L17 218V220H19ZM34 219V218H33ZM160 219V220H159ZM217 219V222L216 220ZM250 219V218H249ZM6 220V219H5ZM21 220V219H20ZM23 220V219H22ZM119 220V219H118ZM159 220V221H157ZM248 220V219H247ZM11 221V220H10ZM113 221V219H112ZM157 221V222H155ZM164 221V222H162ZM239 221V220H238ZM243 221V220H242ZM251 221V220H250ZM8 222V221H7ZM45 222V221H44ZM101 222V221H100ZM126 222V221H125ZM149 222H154V223H151V224H148ZM189 222H192L191 224H189ZM237 222V221H236ZM1 223V221H0ZM13 223H16L15 221ZM18 223V222H17ZM123 223V222H121ZM208 227H204L202 226L203 224ZM245 223V221H244ZM7 224V223H6ZM37 224V223H36ZM125 224V223H124ZM248 224V225H247ZM11 225V224H10ZM9 225V226H10ZM145 225H147L145 227V230L147 229V231L149 230V232L147 233V236L141 238L139 240L140 243H137L138 240H136V236H138L139 234L142 233V231L140 230V227H144ZM223 225H225V227H222ZM77 226V225H76ZM99 226V225H98ZM231 226V227H232ZM106 227V226H105ZM157 227L156 229H153ZM204 227V228H203ZM217 227H220L219 229L221 228H225L223 229L224 231L220 232L222 234H219L218 231L215 230V228ZM227 227V228H228ZM2 228V227H1ZM16 228V227H15ZM47 228V227H46ZM75 228V227H74ZM96 228V227H95ZM129 228H134L132 231H128ZM233 228V227H232ZM235 228V227H234ZM10 229V228H9ZM99 229V228H98ZM118 229V228H117ZM122 229V228H121ZM186 230V234L185 235H182V238L184 237H189L190 238V247L187 246L189 245L187 243L186 246H184L183 244H179L178 247L180 248H171V247H176L174 241L168 239L170 237H174L177 235L178 231H182V230ZM4 230V229H3ZM1 230V231H3ZM7 230V229H6ZM20 230V229H19ZM76 230V229H75ZM79 230V229H78ZM77 230V231H78ZM95 231L97 229H94ZM110 230V229H109ZM130 230V229H129ZM92 231V230H91ZM118 232V230H116ZM115 231V232H116ZM180 231V232H181ZM4 232V231H3ZM9 232V231H8ZM33 232V231H32ZM39 232V231H38ZM75 232V231H74ZM107 232V231H106ZM129 232V238L126 239L125 235ZM179 232V233H180ZM6 233V232H5ZM15 233V232H14ZM16 233H18L16 231ZM35 233V232H34ZM65 233V232H64ZM70 233V232H69ZM68 233V234H69ZM104 233V232H102ZM114 233V232H113ZM136 233V234H135ZM3 234V233H2ZM32 234V233H31ZM30 234V235H31ZM71 234V233H70ZM108 234V232H107ZM237 234V233H236ZM241 234V233H240ZM89 235V234H87ZM112 235V234H111ZM142 235V234H141ZM24 236V235H23ZM91 236V234H90ZM144 236V235H142ZM141 236V237H142ZM181 236V235H180ZM263 236V237H262ZM16 237V236H15ZM53 237H54V234H53ZM73 237V236H72ZM93 237V236H92ZM97 237V235H96ZM99 237V236H98ZM167 237V239H166ZM240 237V238H241ZM262 237V239H261ZM3 238V237H2ZM18 238V237H17ZM35 238V237H34ZM56 238V237H55ZM55 238L53 240H55ZM58 238V236H57ZM101 238V237H100ZM140 238V237H139ZM238 237V239H240ZM32 239V238H31ZM36 239V238H35ZM49 239V238H48ZM116 239V240H117ZM21 240V238H18L17 239V242H19ZM28 240V239H27ZM67 240V239H66ZM99 240V239H98ZM131 240V241H132ZM185 240V239H184ZM188 240V239H187ZM8 242V240H6ZM10 241V240H9ZM24 241V240H22ZM26 241V239H25ZM61 241V239H60ZM114 241V240H113ZM183 241V240H182ZM2 242V241H1ZM12 242V241H11ZM14 242V241H13ZM16 242V241H15ZM100 242V241H99ZM112 242V241H111ZM117 242V241H116ZM189 242V240H188ZM22 243V242H21ZM132 243L130 245H132ZM183 243H185L183 241ZM221 243L222 245V249H223V252L225 251L227 256H223V257H220L219 254H217V251L215 250L214 248V245L216 246V244H219ZM4 244V243H3ZM24 245L20 244V243H17V244H11V243H7L5 246H2V243L0 244V251L1 252H4V251H7L9 252V254L12 255L11 258H9L7 256V253L3 256L2 254H0V261H2L3 263V260H8L10 261V264H17L15 262L19 261L20 262V259H21V263H26V264H29L28 261H29V257H27V254L25 253V251H28L30 250L32 247H31V242H27L25 244V242L23 243ZM33 244V243H32ZM35 244V243H34ZM129 244V243H128ZM19 245V246H18ZM94 245V243H93ZM116 245H122L121 243H119V241L116 243ZM126 245V244H125ZM160 245L158 248H156L155 250L149 252L147 250V248L150 247V249H154V247ZM34 246V245H33ZM57 246H58V242L56 240V242L52 241V243L50 244V248L51 250L53 251V253L56 251L57 249ZM67 247V246H66ZM69 247V245H68ZM67 247V248H68ZM125 247V246H123ZM127 247V246H126ZM187 248H192L190 249L189 251H185L183 253H181L180 255H178V252H181V250H185ZM198 247H200L198 249ZM219 247V250H221V247ZM235 247V248H234ZM86 248V247H85ZM99 248V247H98ZM111 248V247H110ZM251 248L256 251V259L252 260L251 258H248L247 256H245L246 254L245 253H249L250 256H252L250 250ZM36 249V248H35ZM42 249V248H41ZM82 249V248H81ZM118 249V248H117ZM50 250V249H49ZM62 250V249H61ZM149 252L147 255H145V252ZM21 251V253H19ZM33 251V250H32ZM44 251V250H43ZM47 251V250H45ZM119 251V250H118ZM125 251V250H124ZM0 252V253H1ZM79 252H81L79 250ZM101 252V251H100ZM120 252V251H119ZM126 252V251H125ZM224 252V253H225ZM24 253L26 254L25 256ZM81 257H79L78 260L75 261V259H73L71 262H73L72 264H80V260L81 261H84L86 262L87 260L89 261V259L91 258H87V256H89V254L87 253L86 250H83V252H81ZM34 254V253H33ZM37 254V253H35ZM59 254H60V251H59ZM80 254V253H79ZM100 254V253H99ZM48 255V254H47ZM3 256V257H1ZM30 256V255H28ZM44 256V255H43ZM49 256V255H48ZM58 256V255H57ZM71 256V255H70ZM108 256V255H107ZM33 257V256H31ZM40 257V256H39ZM60 257V256H59ZM72 257V256H71ZM91 257V256H90ZM156 258H161L160 255L158 256H154ZM31 259V258H30ZM50 259V258H49ZM58 259V257H57ZM68 259V258H67ZM83 259V260H82ZM176 259V260H177ZM52 260V259H51ZM50 260V261H51ZM91 261V260H90ZM100 261V260H99ZM171 261V260H169ZM18 262V264H20ZM44 262V261H43ZM65 262V261H64ZM149 263L148 264H162L160 263V261L158 262H154L153 261H148ZM263 262V261H262ZM37 263V262H36ZM49 263V262H48ZM53 264V262H51ZM61 263V262H59ZM67 263V262H66ZM69 263V262H68ZM167 263V262H166ZM1 264V263H0ZM85 264V263H84ZM88 264V263H86ZM97 264H100V262H98ZM144 264V263H143ZM172 264V263H171ZM263 264V263H262Z\"/></svg>",
	"mask_w": 264,
	"mask_h": 264
}]
</instances>
